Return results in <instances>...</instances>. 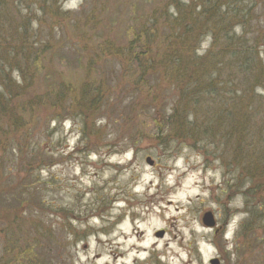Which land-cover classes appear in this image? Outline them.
Segmentation results:
<instances>
[{"label": "rangeland", "instance_id": "374dc122", "mask_svg": "<svg viewBox=\"0 0 264 264\" xmlns=\"http://www.w3.org/2000/svg\"><path fill=\"white\" fill-rule=\"evenodd\" d=\"M167 1L99 0L95 12L99 15L95 18L93 14H96L90 11L94 0H87L83 10L80 9L81 0H64L58 3L60 12L70 13L64 18L57 14L54 0L50 1L51 6L43 5L42 0H0V37L4 36L14 45V51L31 52V71L36 65L33 53L42 54V69L41 72L37 70L40 73L33 82L37 92L44 93L52 81L79 82L86 75L85 68H76L78 59L74 52H68V46L78 45L79 48L78 35L89 28H94L96 35H103L101 44L104 47L110 43L123 46L142 23H149L148 28L155 34L153 49L161 50L156 34L161 33L163 26L158 22L154 29L150 18L152 15L159 17ZM249 3L257 6L251 14L253 20L248 24L250 31L252 33L258 26L264 33V0H248L244 5L249 6ZM44 6V15L39 20L41 28L38 27L36 33H41L39 43L43 41L45 46L41 47L37 42L35 47L26 50L30 39L16 44L15 35L31 34V26L28 31L22 26L27 20L41 17L39 9ZM88 12L91 17L85 20ZM256 20L261 23L255 24ZM77 21L79 25L73 26ZM51 29L55 32V42L48 45L47 32ZM209 42L208 37L203 40L197 48L198 54L205 53ZM47 46H52L51 50L46 49ZM40 47L43 51L37 52ZM5 49L9 50L7 46ZM66 53L71 58L68 62L63 58ZM259 54L261 85L253 86L252 92L259 97L261 106L254 108L255 104L250 102L257 114L244 134L258 150L264 144V45ZM215 55H221V51H216ZM89 56L90 53L86 57ZM86 57H83L85 61ZM19 58L22 60L21 56ZM158 59L156 56L155 60ZM107 62L115 69L119 66L115 58ZM92 76L98 75L93 72ZM162 86L153 92L145 90L134 115L125 124L115 123L113 118L110 121L97 118L96 129L104 124L107 127L104 131L89 132L83 138L77 119L50 124L49 131L53 128L54 132L49 139L43 138L39 133L40 126L48 115L52 97L40 102L36 110L40 120L29 133L44 149L52 150L50 153L54 156L52 166L34 168L41 179L55 177L60 185L58 192L42 196L48 201L54 198L63 207L61 217L64 218L56 220L57 225L53 228L61 238V263L210 264L216 259L219 264H264V218L254 232L258 243L256 250L247 252L248 242H244V238L238 240L236 234L241 221L247 217L245 208L264 211V179L248 175V169L253 173L252 165L243 161L250 154L236 156L234 140L225 144L226 135L230 134L226 126L216 128V135L206 136L209 130L203 127L204 112L198 113L201 128L178 135L174 119L168 122L166 119L173 112L167 102L174 100L180 110V101L175 92ZM225 93L221 107L216 105L208 112L210 116L233 115L247 109L243 96L234 93L233 89L222 90V94ZM71 97L69 94L68 99ZM10 139V135L4 137L0 133V143ZM148 157L153 165L145 163ZM20 176L25 174L20 173ZM207 211L213 214L214 228L201 224ZM26 228H31V223ZM243 230V235L250 234ZM159 232L163 233L162 237H157ZM42 233V236L39 234L40 244L43 243L41 253L44 259H50L52 254H45L47 248L44 247L51 243L45 232ZM24 249V245H14L13 229L1 225L0 264H36L35 260L39 258L30 251L22 255ZM241 251L246 253L237 260L236 253Z\"/></svg>", "mask_w": 264, "mask_h": 264}, {"label": "trees", "instance_id": "16d2710c", "mask_svg": "<svg viewBox=\"0 0 264 264\" xmlns=\"http://www.w3.org/2000/svg\"><path fill=\"white\" fill-rule=\"evenodd\" d=\"M50 1L42 0V4L50 5ZM54 1L57 14L69 17L70 13L60 12L58 3L64 0ZM246 1L248 0L167 1L159 17L152 15L150 18L154 22V29L155 23L160 22L163 26L161 33L156 34L161 43L159 51L153 49L155 34L148 28L149 23H142L141 28L123 46L110 43L104 47L101 44L103 35H96L94 28H89L84 34L78 35L79 48L78 45L68 46V52H74L78 59L76 68H85L86 75L79 82L52 81L44 93L37 92L33 82L42 69V54L33 53L36 65L31 71V52L14 51V45L4 36L0 37V133L4 137L7 134L11 137L5 143H0V226L13 229L14 245L25 247L22 255L34 252L39 258L35 260L36 264H50L51 260V264H62L61 238L53 228L57 225L56 220L64 218L61 217L63 207L54 198L48 201L42 196L58 192L60 185L55 177L41 179L34 168L41 165L52 166L54 156L50 153L52 150L49 152L44 149L29 133L40 120V115L36 113L40 102L48 96L52 99L47 109L48 115L45 116L43 126H40V135L49 139L54 132L53 128L49 131L50 124L77 119L80 123L79 134L83 138L89 132L104 131L107 127L104 124L96 129L97 118H106L107 121L113 118L115 123L125 124L134 115L135 107L140 104L145 90L153 92L164 85L167 91L175 92L180 101V110L174 100L172 103L167 102L173 112L168 115L166 122L174 119V129L178 135L201 128L198 113L204 112L203 127L209 130L205 135H216V128L228 127L230 134L226 135L225 144L234 140L236 156L250 154L243 161L252 165L253 173L249 169L246 172L257 179H264V144L258 150L244 136L252 117L257 114L250 102L255 104L254 108L261 106L259 97L252 89L253 86L261 85L258 68L262 66V61L259 59V50L264 45V33L260 27L255 26L253 36L250 35L252 33L248 24L253 20L251 14L257 6L250 3L246 6ZM86 3L87 0H81L80 9L83 10ZM94 3L90 10L92 13L97 11L100 4L99 0H94ZM39 11L41 17L39 15L32 21L27 20L22 26L25 31L31 26V34L15 35L16 44L20 40L30 39L26 50L35 47L37 42L41 47L45 46L43 41L39 43L41 33H36L38 27L41 28L39 20L44 15L45 6ZM89 13L85 20L90 19ZM98 15L93 14L95 18ZM34 23H37V27H34ZM260 23L261 21L256 20L255 24ZM78 25V21L73 24L76 27ZM42 27L45 29L43 24ZM52 31L53 29L47 32L48 45L55 42V32ZM207 37L210 41L208 49L200 55L197 48ZM41 47L37 52L43 51ZM51 47L47 46L46 49L51 50ZM216 51H221V55L216 56ZM156 56H159L158 60H155ZM63 58L67 62L71 59L67 53L63 54ZM111 58L119 61L117 69L108 66L107 61ZM37 70L40 72L37 73ZM93 72L98 76H92ZM224 89H233L234 93L245 98L248 107L243 113L216 118L209 115V111L216 108V105L221 107L224 102L227 95L222 94ZM69 94L73 96L70 99ZM20 173L25 176H20ZM21 209L22 213L19 212ZM244 212L247 217L241 221L236 234L238 240L244 238V242H248L246 251L250 252L257 249L254 232L257 224L264 218V211L248 207ZM5 221L8 223L5 224ZM28 222L31 223V228H26ZM242 230L250 234L243 235ZM42 232H45L51 243L44 247L47 248L45 254H52L50 259H44V254L41 253L43 243L40 244L39 234L42 236ZM245 253H236L237 260ZM22 259L27 260L25 257Z\"/></svg>", "mask_w": 264, "mask_h": 264}, {"label": "water", "instance_id": "95a60500", "mask_svg": "<svg viewBox=\"0 0 264 264\" xmlns=\"http://www.w3.org/2000/svg\"><path fill=\"white\" fill-rule=\"evenodd\" d=\"M145 163H147L148 165H153V162L149 157L145 160ZM201 224L204 227L214 228L215 222H214L213 214L209 211L205 212L204 215L202 216ZM162 235H163L162 232L157 233V237H162ZM210 264H218V260L213 259L210 261Z\"/></svg>", "mask_w": 264, "mask_h": 264}, {"label": "bare ground", "instance_id": "6f19581e", "mask_svg": "<svg viewBox=\"0 0 264 264\" xmlns=\"http://www.w3.org/2000/svg\"><path fill=\"white\" fill-rule=\"evenodd\" d=\"M174 219H172V221H173ZM174 223H172V225H173Z\"/></svg>", "mask_w": 264, "mask_h": 264}]
</instances>
